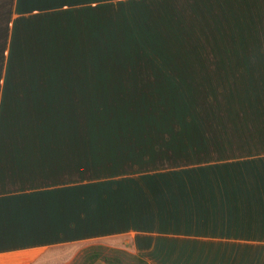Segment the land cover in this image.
<instances>
[{
	"label": "crops",
	"instance_id": "1",
	"mask_svg": "<svg viewBox=\"0 0 264 264\" xmlns=\"http://www.w3.org/2000/svg\"><path fill=\"white\" fill-rule=\"evenodd\" d=\"M137 2L0 0V264H264V0H165L180 47L96 66Z\"/></svg>",
	"mask_w": 264,
	"mask_h": 264
},
{
	"label": "rangeland",
	"instance_id": "2",
	"mask_svg": "<svg viewBox=\"0 0 264 264\" xmlns=\"http://www.w3.org/2000/svg\"><path fill=\"white\" fill-rule=\"evenodd\" d=\"M132 1H139L137 4H131L129 8H119L116 9L117 11H128L131 15H134L139 9L141 11L150 12L151 17H155L157 15L164 16V9L162 7L165 6V0H132ZM140 3V4H138ZM140 5L142 7H138ZM129 6V5H128ZM152 6V7H150ZM152 8V9H151ZM112 10V9H111ZM162 10V11H161ZM133 16V17H134ZM165 19H111L109 33L106 36H115L105 39H94V63L96 66H101L104 64H122V66L130 63L134 64H145L150 63L151 61L157 62H164V54L167 48H177L180 47L179 40L168 39L166 37V29H165ZM96 38V37H95ZM100 46V48H99ZM155 54L158 56L156 60L155 57L149 56L150 54ZM160 58V59H159ZM119 70H126L128 72L127 76H131L133 79L127 80H135L139 81L141 79L151 81L146 87H156L153 88L154 91L158 92L157 99H147L143 101L140 111H144V114H148L147 112L155 111V107L149 108V104L152 102L155 104L161 98L159 96V90L156 85L152 84V81H158L156 78L152 76H148L146 73L143 72H134L133 74L129 73V69L127 68H118ZM101 70V69H100ZM97 71L96 79L100 75H103L105 71ZM119 89H114L117 92ZM129 90L135 91V98H138L140 95L141 90L133 88ZM146 91L149 89H145ZM143 94V93H142ZM128 101L126 102L125 99H119L116 96H111V100L114 104H134L137 101L129 100V96H127ZM134 98V99H135ZM99 101L95 103V108L97 112L101 110L103 106H107V102L102 99H98ZM106 110V109H105ZM122 114L112 115L113 118H117L114 120L124 121L127 125H130L135 121V118L132 117V112L126 111L125 107L122 108ZM147 111V112H146ZM148 114V115H149ZM106 115L104 114L98 118L96 121V125L99 127H110L107 126L112 123L109 116L106 119ZM144 122H150L152 119L149 117ZM107 122V123H106ZM103 256L109 259L111 262L116 264H143L140 258L129 253H121L115 251H108L106 250L103 253ZM117 259L120 261L117 263Z\"/></svg>",
	"mask_w": 264,
	"mask_h": 264
},
{
	"label": "trees",
	"instance_id": "3",
	"mask_svg": "<svg viewBox=\"0 0 264 264\" xmlns=\"http://www.w3.org/2000/svg\"><path fill=\"white\" fill-rule=\"evenodd\" d=\"M150 7H152V6H150ZM152 9V8H151ZM164 9V16H159V15H157L156 16V18L155 17H151V15L152 14H150V12H146V11H141V9H139V11H137L136 13H134L135 14V16L134 15H132V16H134V19H165V12H166V8H165V6L164 7H162V10ZM161 10V11H162ZM165 21V29H166V37L168 38V39H173V40H178V39H176V38H174L173 36H176V30L178 31V32H180V22L178 23V25H175L176 26V29L175 28H172L171 27V29H170V33H168L167 32V25H166V19L164 20ZM110 23H111V19H109V25L107 26V29L109 30V28H110ZM110 37H115V36H109V38ZM180 41V40H179ZM180 46H181V42H180ZM99 48H100V46H99ZM178 48V47H177ZM167 49H169V48H167ZM174 49V48H173ZM156 53V51H154V53L153 54H150L149 56H151V57H155V56H158L157 54H155ZM156 58L157 57H155L154 58V60H156ZM160 59V58H159ZM155 62H157V61H151L150 63H155ZM130 64H134V63H130ZM163 110H165V111H168V110H170L169 108H164ZM162 110V111H163ZM180 110V109H179ZM195 171H190V172H186L185 174H187V175H196L197 174V172H196V169H194ZM181 173H178V172H174V173H171L170 175H180ZM160 175H163V174H160ZM164 184V183H163ZM148 185H151V186H156L157 187V184H148ZM158 186L159 187H162V186H169V185H162V183H158ZM137 226V225H136ZM141 259V258H140ZM141 262H143V264H147V263H145V261L143 260V259H141L140 260Z\"/></svg>",
	"mask_w": 264,
	"mask_h": 264
}]
</instances>
